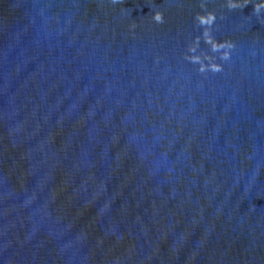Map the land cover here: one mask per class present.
Masks as SVG:
<instances>
[{
    "label": "water",
    "instance_id": "1",
    "mask_svg": "<svg viewBox=\"0 0 264 264\" xmlns=\"http://www.w3.org/2000/svg\"><path fill=\"white\" fill-rule=\"evenodd\" d=\"M0 264H264V0H0Z\"/></svg>",
    "mask_w": 264,
    "mask_h": 264
}]
</instances>
